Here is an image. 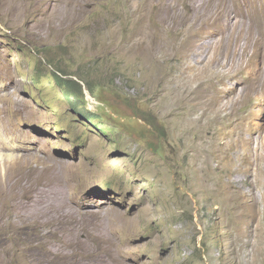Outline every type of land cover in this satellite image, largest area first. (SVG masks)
<instances>
[{"label": "rangeland", "instance_id": "1", "mask_svg": "<svg viewBox=\"0 0 264 264\" xmlns=\"http://www.w3.org/2000/svg\"><path fill=\"white\" fill-rule=\"evenodd\" d=\"M0 90V264H264V0H0Z\"/></svg>", "mask_w": 264, "mask_h": 264}, {"label": "trees", "instance_id": "2", "mask_svg": "<svg viewBox=\"0 0 264 264\" xmlns=\"http://www.w3.org/2000/svg\"><path fill=\"white\" fill-rule=\"evenodd\" d=\"M54 76H55V81L54 82H57V83H59V84H61V85H63L64 87H65V91L67 92H69V91H71L72 89H77L78 91H79V93H80V97H78L80 100H83V98H84V95H83V93H82V88H81V86H80V84H78L76 81H74V80H72V79H68V78H64V77H66L67 75L65 74V73H63V72H61V74H58V73H55L54 74ZM88 90H89V92L92 94V96L93 97H95V91H94V89L91 87V85H88ZM71 97V96H70ZM74 97H76V95H74ZM83 97V98H82ZM84 101V100H83ZM74 107L76 106V104L74 103V104H72ZM95 114L92 112V111H88L87 112V114H85V117L87 118V119H90L91 120V118H93V116H94Z\"/></svg>", "mask_w": 264, "mask_h": 264}, {"label": "bare ground", "instance_id": "3", "mask_svg": "<svg viewBox=\"0 0 264 264\" xmlns=\"http://www.w3.org/2000/svg\"><path fill=\"white\" fill-rule=\"evenodd\" d=\"M69 1H70V0H69ZM79 1H80V0H78V2H79ZM66 3H67V2H66ZM61 4H62V3H61ZM68 4H69V2H68ZM51 6H52V5H51ZM68 6H69V5H68ZM73 9H75V8H73ZM0 91H1V90H0ZM2 95H3V94H2ZM53 187H54V186H53ZM55 188H56V187H55ZM48 189H49V188H48ZM48 189H47V190H48ZM51 189L54 190L53 188H51ZM58 189H59V188H58ZM58 189H57V191H58ZM45 190H46V189H45ZM45 190H43V191L45 192ZM52 190H51V191H52ZM55 190H56V189H55ZM55 190H54V191H55ZM37 191H38V192L36 193V195L39 193V190H37ZM40 192H41V193H39V194H42V195H43L42 191H40ZM52 192H53V191H52ZM59 192L61 193V190H60ZM34 193H35V192H34ZM46 193H47V192H46ZM50 193H51V192H50ZM57 193H58V192H57ZM57 193H56V194H57ZM29 194H30V193H29ZM29 194H26V195H29ZM54 194H55V193H54ZM62 194H64V193L62 192ZM32 195H33V193H32ZM47 195H48V194H47ZM47 195H46V196H47ZM50 195H51V194H50ZM66 195H67V194H66ZM66 195H65V196H66ZM34 196H35V195H34ZM62 196H63V195H62ZM24 197H25V195H24ZM29 197H30V196H29ZM36 197H37V196H36ZM47 197H50V196H47ZM52 197H53V196H52ZM52 197H50V198H52ZM54 197H55V196H54ZM26 198H27V197H26ZM32 198H33V197H32ZM37 198H38V197H37ZM41 198H42V197H41ZM59 198H60V196H59ZM66 198H67V197H66ZM66 198H65V199H66ZM27 199H28V198H27ZM46 199H47V198H46ZM46 199H45V197H44V200H46ZM48 199H49V198H48ZM48 199H47V200H48ZM56 199L58 200V198H56ZM60 199L64 200L63 198H60ZM35 200H36V199H35ZM44 200H43V201H44ZM51 200H52V199H51ZM51 200H50V201H51ZM66 200H67V199H66ZM68 200H69V199H68ZM32 201H33V200H32ZM36 201H37V200H36ZM18 202H19V201H18ZM34 202H35V201H33V204H34ZM53 202H54V201H53ZM53 202H52L51 204H53ZM57 202H58V201H57ZM59 202H61V201H59ZM62 202H63V201H62ZM64 202H65V201H64ZM24 203H25V202H24ZM29 203H30V202H28V205H29ZM35 203H37V202H35ZM38 203H39V202H38ZM38 203H37V204H38ZM40 203H41V202H40ZM42 203H43V202H42ZM44 204H45V203H44ZM57 204H58V203H57ZM57 204H56V206H58ZM18 205H19V204H18ZM28 205H26V206H28ZM35 205H36V204H35ZM30 206H31V205H30ZM36 206H37V205H36ZM42 206H43V205H42ZM44 206H46V205H44ZM64 206H65V205H64ZM13 207H14V206H13ZM18 207H20V206H18ZM65 207H66V206H65ZM35 208H37V207H35ZM41 208H42V207H41ZM47 208H48V207H47ZM54 208H56V207H54ZM54 208H52V209H54ZM32 209H33V205H32ZM38 209H39V208H38ZM43 209H44V208H43ZM56 209H57V208H56ZM62 209H63V208H62ZM29 210H31V209H29ZM47 210H48V209H47ZM47 210H45L46 213L49 212V211H47ZM49 210H50V209H49ZM57 210H58V209H57ZM60 210H61V209H60ZM60 210H59V212H60ZM32 211H33V210H32ZM32 211H31V212H32ZM34 211H35V210H34ZM34 211H33V212H34ZM39 211H40V210H39ZM70 211H71V210H70ZM26 212H27V211H26ZM33 212H32V214H33ZM37 212H38V211H37ZM64 212H65V211H64ZM64 212H63V213H64ZM66 212H67V211H66ZM28 213H30V212L28 211ZM40 213H41V212H39V214H40ZM44 213H45V212H44ZM44 213H43V214H44ZM54 213H55V212H54ZM54 213H53V214H54ZM60 213H61V212H60ZM68 213H69V212H68ZM32 214H30V215H32ZM39 214H38V215H39ZM57 214H58V213H57ZM69 214H70V213H69ZM80 214H81V213H80ZM24 215H25V214H24ZM35 215H37V213H36ZM38 215H37V216H38ZM40 215H41V214H40ZM40 215H39V216H40ZM48 215H49V214H48ZM48 215H47V216H48ZM54 215H55V214H54ZM58 215H59V214H58ZM62 215H63V214H62ZM27 216H29V215H27ZM27 216H26V218H27ZM32 216H33V215H32ZM37 216H35V217H37ZM44 216H45V214H44ZM51 216H52V215H51ZM71 216H72V215H71ZM90 216H91V215H90ZM67 217H68V216L66 215V218H67ZM26 218H25V219H26ZM38 218H39V217H38ZM53 218H54V217L52 216V219H53ZM62 218H63V217H62ZM62 218H61V219H62ZM68 218H69V217H68ZM84 218H85V217H84ZM84 218H83V219H84ZM36 219H37V218H36ZM55 219H56V218H55ZM71 219H72V218H71ZM74 219H75V218H74ZM33 220H34V219H33ZM59 220H60V217H59ZM65 220H66V219H65ZM84 220H85V219H84ZM88 220L90 221V219H88ZM29 221H30V220H29ZM31 221H32V220H31ZM39 221H40V220H39ZM62 221H63V219H62ZM62 221H61V223H62ZM69 221H71V220H69ZM38 223H39V222H38ZM64 223H65V222H64ZM76 223H77V222H76ZM12 224H13V223H12ZM28 224H29V223H28ZM59 225H60V224H59ZM59 225H58V226H59ZM64 225H65V224H62V225H60V226L63 227ZM24 226H25V225H24ZM30 226H31V225H30ZM64 227H65V226H64ZM24 228H25V227H24ZM67 228H68V227H67ZM21 229H22V228H21ZM48 229H49V228H48ZM70 229H71V228H70ZM78 229H79V228H78ZM19 230H20V229H19ZM58 231H59V230H58ZM60 231H61V229H60ZM78 231H79V230H78ZM91 231H92V230H91ZM61 232H62V231H61ZM31 233H32V232H31ZM56 233H57V231H56ZM69 233H70V232H69ZM74 235H75V233H74ZM85 235H86V234H85ZM98 235H99V234H98ZM127 235H128V234H127ZM30 236H31V235H30ZM58 236H59V235H58ZM54 237H55V236H54ZM68 237H69V236H68ZM78 237H79V236H78ZM41 238H42V237H41ZM75 238H76V237H75ZM67 239H68V238H67ZM92 239H93V237H92ZM65 240H66V239H65ZM73 240H74V239H73ZM98 240H99V239H98ZM94 241H95V240H94ZM61 242H62V241H61ZM64 242H65V241H64ZM71 243H72V242H71ZM77 248H78V247H77ZM100 248H101V247H100ZM47 249H48V248H47ZM102 249H103V248H102ZM107 249H108V248H107ZM109 249H110V248H109ZM109 249H108V251H109ZM103 250H104V249H103ZM103 250H102V251H103ZM50 251H51V250H50ZM115 251H116V250H115ZM69 253H70V252H69ZM103 253H104V252H102V254H103ZM105 253H106V252H105ZM107 254L109 255L108 252H107ZM75 255H76V254H75ZM77 255H78V254H77ZM98 255H99V254H98ZM109 256H112V255H109ZM100 257H101V256H100ZM101 259H102V258H101ZM95 260H96V259H95ZM103 260H104V259H103ZM110 261H111V260H110ZM77 263H78V262H77ZM99 263H100V261H99ZM104 263H105V262H104ZM117 263H118V262H117ZM83 264H84V263H83ZM93 264H95V263H93ZM107 264H108V262H107Z\"/></svg>", "mask_w": 264, "mask_h": 264}]
</instances>
